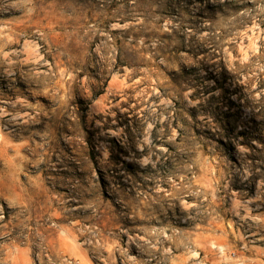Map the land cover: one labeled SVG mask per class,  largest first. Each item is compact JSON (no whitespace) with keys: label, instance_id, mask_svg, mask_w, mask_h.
Listing matches in <instances>:
<instances>
[{"label":"rangeland","instance_id":"rangeland-1","mask_svg":"<svg viewBox=\"0 0 264 264\" xmlns=\"http://www.w3.org/2000/svg\"><path fill=\"white\" fill-rule=\"evenodd\" d=\"M0 264H264V0H0Z\"/></svg>","mask_w":264,"mask_h":264},{"label":"bare ground","instance_id":"bare-ground-1","mask_svg":"<svg viewBox=\"0 0 264 264\" xmlns=\"http://www.w3.org/2000/svg\"><path fill=\"white\" fill-rule=\"evenodd\" d=\"M180 249V248H179ZM195 253V252H194ZM197 253V252H196ZM200 257V256H199Z\"/></svg>","mask_w":264,"mask_h":264}]
</instances>
